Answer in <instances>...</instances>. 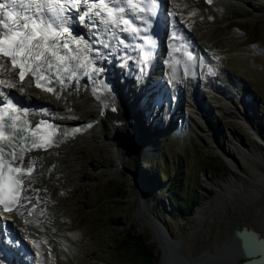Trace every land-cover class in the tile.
Masks as SVG:
<instances>
[{"label":"rangeland","instance_id":"374dc122","mask_svg":"<svg viewBox=\"0 0 264 264\" xmlns=\"http://www.w3.org/2000/svg\"><path fill=\"white\" fill-rule=\"evenodd\" d=\"M171 1L167 0L166 3ZM186 1L188 4L182 2V5L188 10V15L176 13V16L186 28L196 27V22L201 23L193 39L203 40L200 53L208 58L214 72L209 74V68L201 67L198 76L205 81L209 79L217 82L230 96L221 99L224 106L221 114L214 110L218 117L214 113L206 114L211 121L207 125L212 127L214 133L208 130V126L201 131L194 127L193 107L189 104L197 105L190 100L189 96H193L187 90L182 89L184 100L178 109L173 106L172 111L167 112L166 108L155 110L150 100L137 106L136 102H132L136 97H131V93L140 80L138 84L134 81L130 85L125 83L122 87L127 88L124 89V97L128 98L126 101L129 107L126 110L123 104H119V107L126 117L132 115L140 127V141L137 145L143 152L137 162L140 174L131 168L129 171L122 169L120 165L116 169L118 148L113 142H103L100 125L91 128L95 131L91 134L99 139L93 140L91 134L87 133L84 134H89L87 139L62 143L61 147L70 154L67 157L69 166L65 176L57 181L49 178V173H46L40 180L47 182L45 196L50 215L48 225L32 233L25 228L24 221H17L16 213L11 215L10 223L15 232L13 238L16 237L25 250H22L21 258L23 262L28 258L26 264H125L128 261L127 253L116 247L125 229L140 234L152 248V264L164 263L161 262L164 258L160 259V247L164 245L169 250L168 264H178L174 261L175 256H180L181 264H186L187 259H193L204 251L212 252L221 245L234 246L233 230L230 227L251 218L250 212L254 205L262 201L264 188L257 187L258 191L251 192L252 188L245 181L240 184V177L231 173L228 158L221 153L217 142L225 144L227 149L231 148L234 151L232 156L237 161H240L235 149L238 147L237 139L249 147L255 144L254 137L247 133L250 130L238 124L239 112L250 109L248 107L244 110L239 95L244 99L242 102L247 100L249 106L253 104L256 120L264 135V0H250L257 8L263 9L257 13L238 0H222L220 5L208 8L201 7L199 0ZM157 58L160 61V57ZM119 66L122 67V64H116V67ZM142 70L140 67L139 73ZM224 75H228L234 82L230 83ZM202 84L197 83L196 92L205 104L211 106L212 89ZM162 86L173 88L171 82H165ZM66 93H63L62 99H54V95L51 98L60 106H66L65 99H73L79 107L62 117L69 122L77 118L78 125L86 123L88 114L96 110V103L89 95L79 97L68 94L67 98ZM42 97L37 99L48 103ZM169 115L171 119L168 118L167 122ZM50 118L61 124L59 117L50 115ZM156 132L158 140L150 146L153 150L148 155L143 146ZM259 160H253V164L245 163L246 166L252 167L255 164V168H263V160ZM160 174L163 176L161 179ZM38 177H34L31 183H35V178L38 181ZM229 181L231 188L239 184L237 193L232 196L221 194L218 197L216 186ZM138 191L142 198L137 195ZM171 194L177 200L193 196L198 201L184 215L176 205L171 204L168 197ZM139 202L144 213L138 211ZM24 203V208L27 203L30 204L26 200ZM150 218L157 222L161 232H164L163 227L167 230L171 241L163 233L162 236L159 234L160 239L156 241L157 237L148 228L152 227L148 223ZM251 219L264 231L262 216L256 214ZM9 243L12 248L19 245L14 243V239ZM175 245L178 253L174 251ZM13 252L20 251L17 248ZM240 261L242 258H238L237 262Z\"/></svg>","mask_w":264,"mask_h":264},{"label":"bare ground","instance_id":"6f19581e","mask_svg":"<svg viewBox=\"0 0 264 264\" xmlns=\"http://www.w3.org/2000/svg\"><path fill=\"white\" fill-rule=\"evenodd\" d=\"M199 1L201 2V5H200L201 7L208 8V7H212L215 4L220 5L222 0H212L210 4L207 3L206 0H199ZM238 1L248 5V7L251 8V10H253L256 13L257 11L261 9L260 7L257 8L255 4H252L250 0H238ZM182 2L187 3L186 0H175V1L172 0L171 2H167L166 4H171L173 8L175 9V12L178 13L179 15H188V10L185 8V6L183 7ZM222 4H224V2H222ZM187 18L189 19V16H187ZM196 23H197V26L196 27L194 26L192 28H186L184 26H181V29L183 30V37L187 36L189 38L190 37L194 38L193 35L195 32L199 31L198 28H200V24H201L198 22ZM202 41L203 40L193 39V41L189 44V46L195 47L197 51L196 56L191 61L184 60L180 54L179 55L180 58L178 59L177 62H174L170 59V54L172 53V49L170 46L171 43L164 41L163 44L162 43L160 44L158 50L155 51L156 53V55H154L155 57L154 56L153 58L151 57V54L153 53L149 55L150 60L147 62L148 63V74L147 75H145L143 71L145 67L144 65H142L144 63V59H143L144 55L140 52H138L135 56H133L132 59H130L129 56L127 55L120 56L121 59L120 61H118V63H121L122 67L121 66L116 67V64L118 63H115L116 60L111 59L110 56L109 57L105 56L103 58H100L101 63H99L98 65L101 71L98 73L99 74L98 75L99 84L95 88V94L94 92L87 91V89L81 84H77L75 86H68L66 88L67 93L65 94V96L67 98H69L68 94L77 95L79 97L81 96L85 97L89 95V97L91 96V99L97 105L96 110L88 114V121L82 125L76 124L77 120H79L77 118H75L73 122L66 121V119L63 118V117H66V115L69 114L73 109L79 107V104L76 103L73 99H65V101L67 102V103L65 102L66 106H60L57 104L55 100H52L50 95L41 93L31 88L27 81H24L23 83L15 82L13 80L12 73L9 72V68L5 67V65L3 68H0V79H4L11 83H14L16 85L15 89L22 91L26 95V98H25L26 100L32 97H42L40 96L39 93H41L42 95H45V97H42V98L46 99L49 105H52V107L49 106V109L46 110V113L49 115H52L53 117L57 116L60 118V116L61 117L63 116L62 117L63 119L60 118L61 126H62L61 129L63 130V132H65L66 130L70 132L72 129H80L79 132L73 135H70L68 137L62 136L61 139L63 140V142L59 143L58 146L50 147L47 150H39L36 152H31L30 154H26L24 156V159L26 162L35 161V164H34L35 168H34V172H33L31 180L37 176H39L38 179L39 178L40 179L39 180L37 179L38 181H36V178H35V183L34 182L31 183L29 186L28 178L24 177L25 187H27V191L22 192L21 195L27 196L31 202L30 204L27 203L24 208L25 203H24V200H22V206L19 207V210H18L19 212L18 211L13 212L17 214V217H18L17 221L18 220H20L21 222L24 221L23 224L25 228L29 229V231L32 233H36V230L38 229L42 230V228L45 225L46 226L48 225V222L50 220L49 219L50 215H48L49 207L46 202V196H45V188L47 187L46 186L47 182H44L43 180L40 181V180L41 178H43V174L46 175V173L47 174L49 173V178L53 180H57V181L61 180V178L65 176L64 175L65 170H67L69 166L67 157L70 154L67 149L65 150V148L61 147V144L64 142L75 143L81 138L87 139L89 137L88 136L89 134L88 135H84V134H87V133L91 134L95 132L93 131L94 129L91 130L92 127L96 128L100 125L101 126L100 133L103 137V142L105 143L113 142L115 147L118 148V153H117L118 164L116 166V169H118L119 168L118 165H120V168L122 169L129 171L131 168L135 171V173L140 174V169L138 168V163H137L138 156L143 153L140 149H138V146H137L140 141V136H139L140 127H139L138 122L134 118H132V115L131 117L130 116L126 117L121 112V109L119 107V104H123V109L125 110L129 107L126 101V99L128 100V98L124 97L125 96L124 89H127V88L122 87L125 85V83L130 85L132 83L131 81H134L133 83L138 84V79L140 80L138 86L132 89L131 97L143 98V99L147 97V99H149V98L155 97L154 92L164 93L165 94L164 99L168 100L169 103L167 105L165 103V106H162L160 108L164 109L167 107V112L172 111L171 108L173 106L178 109V107L181 104V101L184 100V98L182 99V96H181L182 89L187 90L193 96L192 98L191 96H189L190 100L192 99L193 103L195 101L194 104L197 105L195 107L191 104V102L189 104L190 107H193L192 108L193 110H191V112H192V115L194 116V119H193L194 127L201 131L203 130V128L208 126V130H210L211 133H214L212 127L210 125H207L211 121L208 120L209 118H208V115L206 116V114H213L214 110L218 114H221L224 109V106L222 105L223 102L221 99H226V98L228 99L230 98V96H229V93H226V90L224 91V89L222 88L223 86L221 87L217 82H212L209 79L205 81L204 79H200V77L198 76L197 72L199 71L201 67L206 68L207 66H210L208 58L204 54L202 55V53H200ZM157 57H160V61L157 60L158 59ZM200 58H202L204 61L203 66H201L199 63ZM140 67L143 68L141 73H139L141 71V70L139 71ZM159 70H162V72L166 73V78L172 82L173 88H170V89L167 87L164 88L162 86L161 81H158L157 83L154 82V85H152V87H148V85L150 84L149 81H151L150 80L151 78H148V77L157 79L159 77L157 75L162 74V72L159 73ZM117 74H118V77H117ZM119 76H121L123 79L121 80ZM224 77H227L230 83L234 82L233 80H231V78L228 75H224ZM145 79L147 81H145ZM118 81H120V83H118ZM200 81L203 82L205 85H207L205 87L212 89L213 104L211 106L208 103L205 104L206 102L203 101V98L202 97L200 98V95L198 94V92H196V90H198L197 83L198 82L201 83ZM184 84H186V86ZM0 86L2 87L3 91L6 92L8 90L7 87L3 85H0ZM151 89H154V90H151ZM52 95L60 99L64 97L62 92H57V91H55L54 94ZM239 101L241 105H244L245 107L244 110H246V108L248 107L250 109H247L243 113L239 112L240 116L238 118V124H241L243 128L245 129L247 128L248 130H250V132H247V133L249 134L251 133V135L254 137V139L256 140L255 144L249 147L243 144V142L240 139H237L238 147H235V149L237 152L236 154H238V156L240 157V161H237L236 157L232 156L234 151L231 148L227 149L225 144H221L217 142V147L220 149L221 153L226 158H228L230 168L232 169L231 173H236L238 174V177H240V180H241V181L239 180L240 184H244L242 181H245V184L252 188L251 192H256L258 191L257 187L264 188L263 186L264 185V167L260 168L258 166V168L257 167L255 168L254 167L255 164H254L252 168L251 166H248V165L246 166V163L253 164L252 162L253 160L260 159V160H263L262 162L264 165V135L260 131L259 122L256 120L253 104L249 106L250 102H246L247 100H245V103H244L242 102L241 98L239 99ZM201 103L204 104L205 106H203ZM154 109L160 110V109H157V107H154ZM217 113L216 114L214 113L213 115H217ZM42 114L43 113L39 114L36 112L37 117L42 116ZM169 119H171V115H169ZM169 119L167 120V122H169ZM89 124L92 125L91 128L86 127ZM135 128L136 130L134 131ZM157 134L158 132L153 133V135L151 136V139H149V141L146 142L145 145L143 146L145 147V152H147L148 155L149 154L151 155L152 150L150 149V146L157 141ZM90 137L93 140L96 138L99 139V137H96L94 134H91ZM258 164H260V162ZM50 172H53V174L51 175ZM230 181L227 182L226 184H218L216 186L218 188V191H217L218 197L221 194H223L224 196H227V195L232 196L234 195V193H237L236 190L239 189V184H235L233 188H231L230 186L232 185ZM232 182H235V181H232ZM137 195L141 197L140 191H138ZM262 195H263L262 201L255 204L252 212H250L251 218L255 217L256 214L264 218V194ZM29 199H25L26 202L29 201ZM32 203H37L34 209L30 208V205ZM138 204H139L138 211L139 212L142 211L144 213L141 202H139ZM28 212H30L31 214H28ZM39 217H40L41 222L39 221ZM6 218L11 221V213L7 215ZM251 218L244 220V222L236 223L234 226L232 225L230 228L232 230L240 229V228H252L259 235H264V231L261 230L260 227L258 228L257 224L253 223L254 220H252ZM25 221H27V223ZM42 221H46V222H42ZM6 222L9 226V222L7 220ZM148 223L152 225V227L148 226V228L153 235L157 236L156 234V231H157L158 233L160 232L159 234L162 236L161 233L163 232H161L160 228L157 225V222H155L153 219L150 218ZM8 234L14 236L13 234H15V232L10 231V233ZM232 242L234 243V245L238 243V240L234 237V235H233ZM38 243L41 245V247H43L40 240H38ZM2 244H4V241L0 243V255L3 254V250L1 247ZM162 247L164 246H161L160 248L163 249ZM8 248L11 249V251H14V249L18 248V250L21 253L18 252L16 254L19 255L20 260L23 262L21 258V256H23L22 249L20 248L19 245H14V247L12 248L11 244L9 243ZM236 251L234 252L236 256L234 257L235 260L233 259L235 262L238 261V258L239 259L242 258L240 254H238ZM4 257L6 259H0L1 262L6 261L7 259H11L10 264L11 263L14 264L12 257L9 258V256L6 254L4 255ZM161 262H164V260L163 261L161 260Z\"/></svg>","mask_w":264,"mask_h":264},{"label":"snow or ice","instance_id":"6c2138e0","mask_svg":"<svg viewBox=\"0 0 264 264\" xmlns=\"http://www.w3.org/2000/svg\"><path fill=\"white\" fill-rule=\"evenodd\" d=\"M206 2L210 4L212 0ZM157 6L156 0L148 3L144 0H0V68L4 67L6 60L10 61L12 69H20L21 83L30 73L36 78L35 86L48 92H54V89L46 87L41 80L46 79L51 84L54 76L56 82L64 86L73 78L78 83L81 72L91 78L101 69L92 66L88 70L93 61L87 53L95 51L99 55V49H93L83 37L72 35L71 17L67 13L76 11L79 23L89 29L102 26L105 35L111 33L114 36V30L119 29L140 37L141 28L127 18L128 12L131 11L136 20L147 25L143 29L146 32L150 27L148 18L156 15ZM141 38L147 45L155 43L150 37ZM72 41L75 48L70 47ZM96 42L104 48L110 47L103 36L98 35ZM119 42L124 44L123 39ZM143 59L146 64L150 56L145 53ZM189 59H193L190 53ZM199 63L204 65L202 58ZM208 71L214 74L211 68ZM0 85L9 89L16 87L4 79H0ZM93 91L95 94V89ZM20 111L11 100L0 107V206L5 213L18 211L22 200L29 199L21 193L27 191L24 177L28 178L29 186L31 184L35 161L26 162L25 153L58 146L63 142L61 136L68 137L80 131L72 129L61 134L45 121L32 126L28 120L17 116ZM23 112L27 115V109ZM44 127L48 131H43ZM86 127L91 128L92 125Z\"/></svg>","mask_w":264,"mask_h":264},{"label":"water","instance_id":"95a60500","mask_svg":"<svg viewBox=\"0 0 264 264\" xmlns=\"http://www.w3.org/2000/svg\"><path fill=\"white\" fill-rule=\"evenodd\" d=\"M163 234L166 235V239L171 241L167 230L163 227ZM234 237L238 240L234 246H223L217 247L212 252L204 251L200 255H197L193 259H187L186 264H264V235H259L252 228H240L233 230ZM157 239H160V235L157 232ZM163 238V237H162ZM167 243V242H166ZM165 243V244H166ZM177 244V243H176ZM163 245V244H162ZM179 245V244H178ZM177 245V246H178ZM176 251V245L174 246ZM160 250V259L164 260L163 264H168L169 250L166 245ZM234 249L243 258L240 262H235ZM176 253H178L176 251ZM184 258L183 256H181ZM234 259V260H233ZM174 261L181 264L182 260L180 256H175Z\"/></svg>","mask_w":264,"mask_h":264},{"label":"trees","instance_id":"16d2710c","mask_svg":"<svg viewBox=\"0 0 264 264\" xmlns=\"http://www.w3.org/2000/svg\"><path fill=\"white\" fill-rule=\"evenodd\" d=\"M158 158H160L158 156ZM159 178H163L160 174ZM171 204L176 205L182 214L187 215L191 208L197 203L196 197H190L185 200H177L173 195H168ZM117 242V250H123L127 253L126 258L128 261L125 264H152L154 259L152 248L146 243L145 239L140 234H135L129 230H124L122 236Z\"/></svg>","mask_w":264,"mask_h":264}]
</instances>
